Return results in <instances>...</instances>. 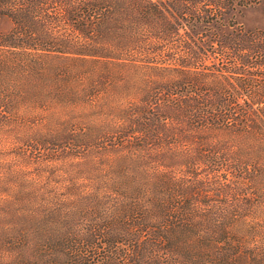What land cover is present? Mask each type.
Listing matches in <instances>:
<instances>
[{"label": "trees", "instance_id": "obj_1", "mask_svg": "<svg viewBox=\"0 0 264 264\" xmlns=\"http://www.w3.org/2000/svg\"><path fill=\"white\" fill-rule=\"evenodd\" d=\"M261 0H0V264H264Z\"/></svg>", "mask_w": 264, "mask_h": 264}, {"label": "rangeland", "instance_id": "obj_2", "mask_svg": "<svg viewBox=\"0 0 264 264\" xmlns=\"http://www.w3.org/2000/svg\"><path fill=\"white\" fill-rule=\"evenodd\" d=\"M235 17L246 29L258 28L264 30V0L241 9ZM8 26L9 22L6 19H0V30H5Z\"/></svg>", "mask_w": 264, "mask_h": 264}]
</instances>
